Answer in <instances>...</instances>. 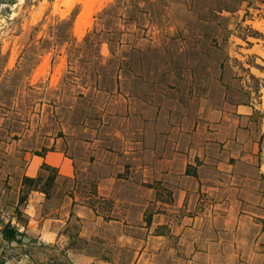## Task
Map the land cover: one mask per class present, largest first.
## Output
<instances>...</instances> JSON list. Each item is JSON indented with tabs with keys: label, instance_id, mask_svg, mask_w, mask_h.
<instances>
[{
	"label": "rangeland",
	"instance_id": "374dc122",
	"mask_svg": "<svg viewBox=\"0 0 264 264\" xmlns=\"http://www.w3.org/2000/svg\"><path fill=\"white\" fill-rule=\"evenodd\" d=\"M134 55L166 128L198 133V163L242 161L255 170L233 175L264 181V0H0V264H71L21 201L24 169L64 123L125 107ZM234 207L228 264H264V200Z\"/></svg>",
	"mask_w": 264,
	"mask_h": 264
},
{
	"label": "crops",
	"instance_id": "0c3cea01",
	"mask_svg": "<svg viewBox=\"0 0 264 264\" xmlns=\"http://www.w3.org/2000/svg\"><path fill=\"white\" fill-rule=\"evenodd\" d=\"M137 56L124 108L64 123L55 149L30 157L24 178L42 179L26 200L44 217L41 240L67 247L71 264H228L226 219L234 204L264 200V181L233 175L253 167L242 161L198 163V133L166 128L165 110L142 96ZM250 108L238 106L243 120Z\"/></svg>",
	"mask_w": 264,
	"mask_h": 264
},
{
	"label": "trees",
	"instance_id": "16d2710c",
	"mask_svg": "<svg viewBox=\"0 0 264 264\" xmlns=\"http://www.w3.org/2000/svg\"><path fill=\"white\" fill-rule=\"evenodd\" d=\"M41 179H42L41 177H39L38 179H33V178L25 177L24 178V184L26 186H28V187H31V186L34 185V182L39 183L41 181ZM48 182H49V179H48L47 183ZM25 200H26V197L25 196L21 197V201L22 202L25 201Z\"/></svg>",
	"mask_w": 264,
	"mask_h": 264
},
{
	"label": "bare ground",
	"instance_id": "6f19581e",
	"mask_svg": "<svg viewBox=\"0 0 264 264\" xmlns=\"http://www.w3.org/2000/svg\"><path fill=\"white\" fill-rule=\"evenodd\" d=\"M88 4V3H87ZM102 5L100 6V8ZM86 21V20H85ZM88 23V22H87ZM92 23V22H91ZM90 24V23H89ZM91 26V25H90ZM86 31V24L82 23L81 21H77L76 23V33L81 37L85 34ZM14 62V61H13ZM12 63V62H11ZM264 75V74H263Z\"/></svg>",
	"mask_w": 264,
	"mask_h": 264
},
{
	"label": "built area",
	"instance_id": "2783aa9c",
	"mask_svg": "<svg viewBox=\"0 0 264 264\" xmlns=\"http://www.w3.org/2000/svg\"><path fill=\"white\" fill-rule=\"evenodd\" d=\"M31 204H28L27 207H26V211L28 212V210L31 208Z\"/></svg>",
	"mask_w": 264,
	"mask_h": 264
},
{
	"label": "water",
	"instance_id": "95a60500",
	"mask_svg": "<svg viewBox=\"0 0 264 264\" xmlns=\"http://www.w3.org/2000/svg\"><path fill=\"white\" fill-rule=\"evenodd\" d=\"M20 237H21V236H20ZM24 239H25V240H30V238H27V237H25Z\"/></svg>",
	"mask_w": 264,
	"mask_h": 264
}]
</instances>
